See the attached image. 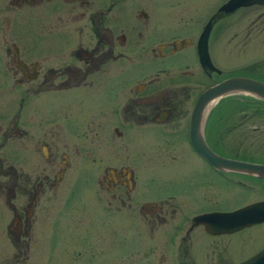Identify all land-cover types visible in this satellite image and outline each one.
Segmentation results:
<instances>
[{
  "label": "flooded vegetation",
  "instance_id": "1",
  "mask_svg": "<svg viewBox=\"0 0 264 264\" xmlns=\"http://www.w3.org/2000/svg\"><path fill=\"white\" fill-rule=\"evenodd\" d=\"M226 1L0 0V264H39L73 170L94 178L101 209L134 211L149 237L166 226L157 264H264V176L213 166L190 141L198 96L244 78L206 102L198 133L264 165V2ZM155 149L173 158L156 167Z\"/></svg>",
  "mask_w": 264,
  "mask_h": 264
},
{
  "label": "rangeland",
  "instance_id": "2",
  "mask_svg": "<svg viewBox=\"0 0 264 264\" xmlns=\"http://www.w3.org/2000/svg\"><path fill=\"white\" fill-rule=\"evenodd\" d=\"M0 79L4 78L0 76ZM155 152L157 154L155 166L165 163V159L169 160L172 157L160 154L158 149H155ZM188 158L189 153L184 152L175 159H185L188 162ZM155 171L153 169V173ZM92 174L95 177L97 172ZM139 174L146 175V170H140ZM154 175L157 180L164 179L162 171ZM89 176L90 174L86 172L75 170L66 172L63 189L58 197L60 199L66 197L68 204L64 203L63 206L64 199L61 200L60 206L63 208L53 205L43 219L39 264H59L57 261H65L60 264H83V256L86 255L89 256L87 264H157L155 260L158 249L160 251L161 244L164 245L161 234L166 226H158L159 228L149 237L147 235L149 225L134 211L122 209V213L115 214L114 211L101 209L97 185L94 178L91 179ZM255 196L252 194L249 200L255 199ZM195 207L199 210L197 203L194 204L193 208ZM83 234H88L89 251H83L85 247L83 245L74 246L84 243ZM60 247L67 250L63 252V258L60 256L63 255L59 251ZM73 248L74 252H71ZM77 248L81 249L80 254H77Z\"/></svg>",
  "mask_w": 264,
  "mask_h": 264
},
{
  "label": "water",
  "instance_id": "3",
  "mask_svg": "<svg viewBox=\"0 0 264 264\" xmlns=\"http://www.w3.org/2000/svg\"><path fill=\"white\" fill-rule=\"evenodd\" d=\"M264 0H227L221 9L228 11L232 10L238 6L246 5L249 3H261ZM208 27H205L202 34V41L200 42L198 52L199 55H207L205 50V41L208 34ZM249 80L244 78H230L224 80L216 85L210 86L205 89L197 98L196 103L193 107L191 114V124H190V141L192 145L200 152V154L213 166L219 168H228L232 170H241L249 173L264 176V165L241 162L231 159L222 158L214 153H212L205 144V141L200 133H198V124L200 123V118L205 115L206 102L213 100L226 94L233 90V88L243 89L245 86H249ZM254 85V84H251ZM257 92L262 91L260 86H256ZM260 89V90H259ZM205 110V111H204Z\"/></svg>",
  "mask_w": 264,
  "mask_h": 264
}]
</instances>
